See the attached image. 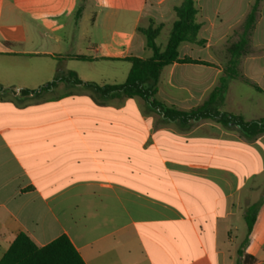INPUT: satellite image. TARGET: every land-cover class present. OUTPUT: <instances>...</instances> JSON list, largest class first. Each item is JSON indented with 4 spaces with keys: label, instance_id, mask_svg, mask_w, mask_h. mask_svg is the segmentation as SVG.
Returning a JSON list of instances; mask_svg holds the SVG:
<instances>
[{
    "label": "crops",
    "instance_id": "0c3cea01",
    "mask_svg": "<svg viewBox=\"0 0 264 264\" xmlns=\"http://www.w3.org/2000/svg\"><path fill=\"white\" fill-rule=\"evenodd\" d=\"M88 1L0 0V259L23 233L38 247L64 235L85 264H243L244 256L264 264V134L246 137L210 119L166 121L138 97L75 83L124 82L128 58L151 56L138 28L171 29L182 0H100L93 24L104 18L109 39L88 55L61 51L67 18L84 15ZM253 1L194 0L202 43H184L178 54L206 64L165 67L156 100L189 111L209 97ZM21 12L35 24H18ZM99 61L100 74L78 64ZM237 69L219 110L264 118V0ZM46 78L58 81L22 92ZM238 81L257 96L233 105Z\"/></svg>",
    "mask_w": 264,
    "mask_h": 264
},
{
    "label": "trees",
    "instance_id": "16d2710c",
    "mask_svg": "<svg viewBox=\"0 0 264 264\" xmlns=\"http://www.w3.org/2000/svg\"><path fill=\"white\" fill-rule=\"evenodd\" d=\"M261 0H254L246 14L241 27L238 39L227 48L229 60L224 69V76L218 79V84L212 89L209 97L199 106L189 110L180 111L167 107L155 99L157 85L160 75L165 67L174 63L180 64H206L189 58H179L178 49L184 43L201 44L198 40V33L201 23L197 21V9L194 0H182L181 3L173 7L174 21L172 23L167 43L164 49H160L156 44V39L162 29V25L154 26L150 23L147 27H139L138 33L144 38L145 49L151 53L146 59L128 58L130 68L125 81L121 84L99 86L91 82H83L76 79L75 83L89 88L100 95L109 98H133L142 99L149 109L162 115L166 121H178L182 124L196 123L202 120H213L222 126L233 124L237 126L246 137H255L264 134V118L244 121L239 116H234L221 112L220 105L223 103L227 83L230 79L240 77L237 66L240 57L246 54L249 37L257 21L258 8ZM254 90L261 91L248 79H243ZM58 80L55 79L41 86L37 90H23V93L51 89ZM0 87V92L4 91ZM257 207L248 208L246 221V234L249 236L256 220ZM240 256L242 253L239 252ZM252 259L244 256L243 264L250 263ZM0 264H85L78 252L72 246L66 236H60L46 246L38 247L31 239L21 233L11 243L7 251L0 259ZM239 264V260L236 262Z\"/></svg>",
    "mask_w": 264,
    "mask_h": 264
},
{
    "label": "rangeland",
    "instance_id": "374dc122",
    "mask_svg": "<svg viewBox=\"0 0 264 264\" xmlns=\"http://www.w3.org/2000/svg\"><path fill=\"white\" fill-rule=\"evenodd\" d=\"M100 8H103V3L100 0H89L84 15H80L78 17H76V15H72L67 18L66 21L67 25L65 29V41L67 43L65 46L61 47V51L72 50L74 53L79 55H88L91 54L90 49H92L94 46L101 45L104 40L109 39L111 35L110 32L102 28V24H104L105 22L104 18L97 17L96 23L93 24L94 14ZM17 23L20 25L35 24V22L32 21L25 12H21L18 14ZM169 32H170V26L169 27L166 26L163 30L161 29L156 39V44L160 49H164L168 40ZM149 54H150L149 51L146 50V57ZM78 64H80L82 68L86 69L87 72L95 73V74H100L101 71H103V69H107L105 67L106 63L102 61H99L98 63H78ZM55 66L56 69H59L60 67H62V63L56 62ZM46 79H50V80H44L45 81L44 83L52 81V78H46ZM114 79L116 81H119V83L123 82V78H121V80H119L120 78L118 77ZM233 92L235 96L232 103L233 105L236 104L237 96H246V95L257 96L251 87L245 85L240 81H238L236 85L233 87ZM262 216H264V213H262Z\"/></svg>",
    "mask_w": 264,
    "mask_h": 264
}]
</instances>
